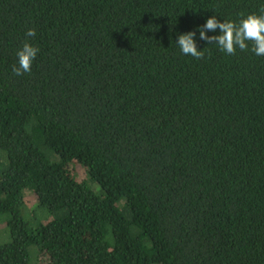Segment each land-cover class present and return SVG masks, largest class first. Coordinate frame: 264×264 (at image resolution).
Wrapping results in <instances>:
<instances>
[{
    "label": "trees",
    "instance_id": "16d2710c",
    "mask_svg": "<svg viewBox=\"0 0 264 264\" xmlns=\"http://www.w3.org/2000/svg\"><path fill=\"white\" fill-rule=\"evenodd\" d=\"M261 12L0 0V264H264V56L175 45ZM27 28L40 51L17 76Z\"/></svg>",
    "mask_w": 264,
    "mask_h": 264
},
{
    "label": "clouds",
    "instance_id": "9594fccd",
    "mask_svg": "<svg viewBox=\"0 0 264 264\" xmlns=\"http://www.w3.org/2000/svg\"><path fill=\"white\" fill-rule=\"evenodd\" d=\"M197 34L199 40L204 41L206 45H214L218 51L229 56L235 55L237 50L249 49L256 56H264V12L249 13L241 16L237 21L221 20L211 15L202 25H197L195 31L178 33L175 45L180 53L199 60L205 55V51L204 47L197 48ZM24 35V42L15 52L16 63L11 68L12 73L17 76L30 73L32 64L40 51L28 39L37 35L36 30L27 28Z\"/></svg>",
    "mask_w": 264,
    "mask_h": 264
},
{
    "label": "rangeland",
    "instance_id": "374dc122",
    "mask_svg": "<svg viewBox=\"0 0 264 264\" xmlns=\"http://www.w3.org/2000/svg\"><path fill=\"white\" fill-rule=\"evenodd\" d=\"M75 166H71V170H75ZM24 202L26 204L27 207H33V205L35 204V195H33L32 192L27 191L24 194Z\"/></svg>",
    "mask_w": 264,
    "mask_h": 264
}]
</instances>
